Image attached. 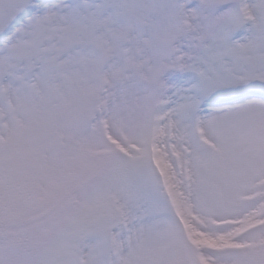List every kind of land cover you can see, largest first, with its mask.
<instances>
[{
    "label": "snow or ice",
    "instance_id": "6c2138e0",
    "mask_svg": "<svg viewBox=\"0 0 264 264\" xmlns=\"http://www.w3.org/2000/svg\"><path fill=\"white\" fill-rule=\"evenodd\" d=\"M0 264H264V0H0Z\"/></svg>",
    "mask_w": 264,
    "mask_h": 264
}]
</instances>
